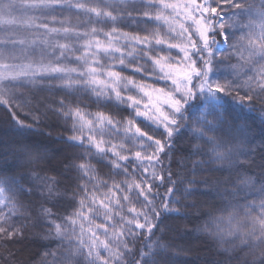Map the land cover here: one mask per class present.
Instances as JSON below:
<instances>
[{
  "label": "snow or ice",
  "instance_id": "obj_1",
  "mask_svg": "<svg viewBox=\"0 0 264 264\" xmlns=\"http://www.w3.org/2000/svg\"><path fill=\"white\" fill-rule=\"evenodd\" d=\"M193 234L264 264V0H0V264Z\"/></svg>",
  "mask_w": 264,
  "mask_h": 264
},
{
  "label": "trees",
  "instance_id": "obj_2",
  "mask_svg": "<svg viewBox=\"0 0 264 264\" xmlns=\"http://www.w3.org/2000/svg\"><path fill=\"white\" fill-rule=\"evenodd\" d=\"M48 131H52L53 134L55 135L56 132L62 131V129H52L49 128L47 129ZM195 212V209L192 210ZM200 221L196 218L194 215L192 219L187 222L188 228L192 229L194 228L197 224H199ZM173 235H176L173 233ZM176 245L182 246V248L187 252L186 255L182 254L178 258V264H201V261L207 260L211 261L215 257V249L211 241H209L204 234H193V235H187V236H179L177 235L176 240L174 241ZM193 243H196L197 246L196 248H191V245ZM210 249V250H208ZM177 251H181L180 248L176 249ZM192 251L197 252L198 255H202L204 252H208V257L205 259L193 257L191 254L193 253Z\"/></svg>",
  "mask_w": 264,
  "mask_h": 264
},
{
  "label": "rangeland",
  "instance_id": "obj_3",
  "mask_svg": "<svg viewBox=\"0 0 264 264\" xmlns=\"http://www.w3.org/2000/svg\"><path fill=\"white\" fill-rule=\"evenodd\" d=\"M197 244L196 243H193L191 245V248H196ZM210 250V249H208ZM193 253L191 254L193 257H197V258H201V259H205L206 257H208V252H204L202 255H198L197 252L195 251H192Z\"/></svg>",
  "mask_w": 264,
  "mask_h": 264
}]
</instances>
